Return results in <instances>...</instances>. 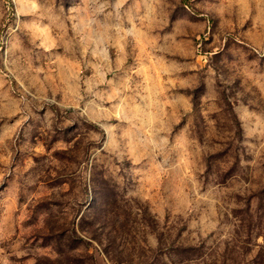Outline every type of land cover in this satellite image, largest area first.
<instances>
[{
    "label": "rangeland",
    "instance_id": "1",
    "mask_svg": "<svg viewBox=\"0 0 264 264\" xmlns=\"http://www.w3.org/2000/svg\"><path fill=\"white\" fill-rule=\"evenodd\" d=\"M0 264H264V0H0Z\"/></svg>",
    "mask_w": 264,
    "mask_h": 264
}]
</instances>
